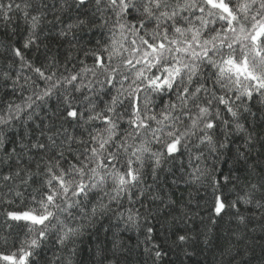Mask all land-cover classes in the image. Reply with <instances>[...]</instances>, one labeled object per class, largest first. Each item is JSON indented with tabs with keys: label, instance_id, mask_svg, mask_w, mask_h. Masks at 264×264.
Returning a JSON list of instances; mask_svg holds the SVG:
<instances>
[{
	"label": "trees",
	"instance_id": "trees-1",
	"mask_svg": "<svg viewBox=\"0 0 264 264\" xmlns=\"http://www.w3.org/2000/svg\"><path fill=\"white\" fill-rule=\"evenodd\" d=\"M226 2L237 4L243 0ZM15 3H19L22 9L25 4L30 5L27 9L30 16L38 13L42 16L34 33L21 10L11 12V18L7 20L0 16V116L7 115L10 103L23 106L28 96L35 99L34 93L46 87L45 81L27 66L29 63L33 67H41L46 75L54 71L57 77L81 72L82 81L77 83L83 86L81 91L75 92L72 86L61 85L46 102L36 101L31 109H25L20 114L19 119L0 124V139L4 141L3 147H0V253L19 257L23 254L22 249L31 251L27 264H264V208L256 207L257 201L264 195V188L252 189V185L264 183V97H258L255 92L251 100L241 98L243 106L239 109V123L243 125V131L236 129L230 114L222 105L219 106L221 118L213 116L216 127L210 130L216 151L206 144L196 146L199 144L197 137L203 135L198 132L197 137L188 138L186 150L181 148L172 156L163 158L155 172L152 162L146 159L142 182L132 188L131 199L122 194L118 203H109L108 197L101 200L103 194L93 191L80 207L69 210L71 215L50 208L54 218L45 221L49 225L45 238L40 241L39 247L29 248L31 240L38 239V230L44 226L13 220L8 213L42 210L38 201L43 199L47 189L44 187L46 177L43 168L40 175L32 176L27 183L23 179L24 172L20 177L14 176L17 168L35 172L36 161L40 159L35 150L28 151L21 148V144L46 143L49 135H55L57 143L69 136L88 139L85 129L99 127V123L94 121L81 127L62 120L63 95L70 93L73 106H78L80 110L95 103L93 111L100 112L111 96L116 95L119 85L109 87L105 81L106 74L99 68H96L95 75L91 71L82 72L85 68H95L93 52L105 59L107 57L102 47L109 43L111 33L108 28L114 19L111 13L105 14L109 17V24L102 28L90 26V30L73 29L62 35V31H67V26L78 19L87 17L99 25L100 13L92 5L87 9L80 8L74 0H15ZM222 23L216 20L214 27L219 29ZM212 31L213 25H209L204 35L208 36ZM30 34L35 43L24 48ZM115 39L119 41L122 38L117 34ZM17 48L24 57L23 61L14 53ZM127 55L124 53V56ZM119 61V57L114 58L112 65L119 66L121 72L130 77L124 83L127 88L131 83V73L126 72ZM5 74L13 78L19 75L20 84L25 86L20 88L17 85L14 91L11 82L4 79ZM25 77L30 79L25 81ZM141 86V101L147 96L149 107L159 112L161 98ZM244 86L251 87V84L244 82ZM237 94L235 88L228 93L230 97ZM84 97H90V100ZM171 100L175 101L174 95ZM164 101L168 102L167 96ZM127 106L125 101L117 108L118 112L123 111L121 135L129 128V113L124 110ZM196 111L192 108L193 114ZM87 115L85 111V117ZM223 120L230 123L225 125ZM188 123L189 120L184 118L181 130ZM221 143L225 147H220ZM153 147L161 146L154 144ZM13 148L17 151L20 164L15 157L4 162L7 160L5 153ZM72 148L80 150L82 146L73 141ZM196 156L200 158L197 160ZM29 157L33 159L30 161ZM124 160L125 157L121 156V164ZM197 166L199 179H194L192 173ZM9 174H13L14 178L4 180L3 177ZM253 191L252 203H244L241 198ZM216 197L226 205L220 215L214 212ZM101 203L108 205L107 211H101ZM233 203L235 207H231ZM93 207L97 209L95 215L91 212ZM130 215L132 220L128 219ZM58 221L80 228L79 235L65 246L58 242L64 231ZM148 228H152L151 233ZM180 235L187 236V241H179ZM156 251L161 252L159 258L155 255ZM0 264L6 262L0 260Z\"/></svg>",
	"mask_w": 264,
	"mask_h": 264
},
{
	"label": "snow or ice",
	"instance_id": "snow-or-ice-1",
	"mask_svg": "<svg viewBox=\"0 0 264 264\" xmlns=\"http://www.w3.org/2000/svg\"><path fill=\"white\" fill-rule=\"evenodd\" d=\"M74 2L84 9L89 5L94 6L96 12L100 13L98 19L101 23L97 25L94 20L87 17L78 19L74 24L70 23L67 31H62V35H67L73 29L90 30V26L102 28L109 24L106 13H111L114 17L108 28L111 33L109 43L102 47V51L107 54L106 59L93 52L95 68H85L82 72L91 71L95 75L96 68H99L106 74L105 81L109 87L116 84L119 87H116V95L111 96L100 112L93 111L95 103L80 110L78 106H73L70 93L66 92L63 95L64 107L60 116L62 120L81 127L94 121L99 123V127L85 129L88 139L82 136H69L61 143H57L55 135H49L46 143L37 141L31 146L21 144V148L35 150L40 159L36 161L35 172L17 168L14 176L20 177L21 172H24L23 179L27 183L32 176L40 175V169L43 168L46 177L44 187L47 189L43 199L38 201L42 210L33 209L31 212L20 214L8 213L13 220H25L34 225L44 226L38 230V239L31 240L29 248L39 247L40 241L45 238L49 227L45 221H49L50 217L54 218V212L49 210L50 208L71 215L69 210L80 207L93 191L103 194L101 200L105 196L108 197L109 203L113 201L118 203L122 194L131 199L132 188L142 182L146 159L152 162L155 172L163 158L172 156L181 148L186 150L188 138L197 137L198 132L203 135L197 137L199 144L196 146L206 144L212 151H216L210 130L216 127L213 116L216 119L221 118L219 106L222 105L230 114L236 129L243 131V125L239 123V109L243 106L241 98L251 100L254 92L258 97H264V0H243L237 4L227 3L226 0H74ZM29 7L30 5L25 4L22 9L15 0H9L7 3L0 0V16L7 20L11 18V12L21 10L34 33L40 24L42 14L30 16L27 10ZM213 17L215 19H210ZM216 20L224 22L219 29L214 27ZM209 25H213V31L205 36ZM117 34L122 38L119 41L115 39ZM34 43L30 34L23 46L28 48ZM14 53L21 61L24 60L19 48L14 49ZM124 53L128 55L124 56ZM116 57L120 58L119 64L124 70L131 73V83L127 88L124 83L130 77L121 72L119 66L112 65ZM27 66L33 68L39 78L45 81L46 87L41 92L34 93L35 99L28 96L23 106L10 103L7 115L0 116V124H9L12 119H19L20 114L25 109H31L36 101L46 102L61 85L72 86L75 92L81 91L83 85L77 83L78 80L82 81L81 72L57 77L54 71L46 75L41 67H33L30 63ZM117 73L120 75L119 81ZM4 79L11 82L14 91L17 85L20 88L25 86L20 84L19 75L13 78L5 74ZM28 79L30 78L25 77V81ZM138 81L140 83H137ZM244 82L250 83L251 87L244 86ZM141 85L161 98L162 108L159 112L149 107L150 101L147 96L141 101L139 95L143 91ZM233 88L238 94L230 97L228 93L232 92ZM173 95L174 102L171 100ZM165 96L168 97V102L164 101ZM84 99L90 100V97ZM125 101L128 102L124 110L129 113L127 119L129 128L121 135L120 122L123 120V111L118 112L117 108L123 106ZM237 101L240 102L239 105L236 104ZM192 108L197 109L195 114L192 113ZM85 111L88 112L87 117ZM184 118L188 119L189 123L181 130L180 125L184 124ZM222 123L227 125L230 121L223 120ZM73 141L82 148L73 150ZM3 144V139H0V147H3ZM154 144L161 147L154 148ZM220 147L225 145L221 143ZM5 156L7 157L5 163L14 157L17 164L21 163L15 148L6 152ZM121 156L125 157L123 164ZM199 158L195 157L197 160ZM32 159L33 157H29L30 161ZM197 172L198 166L193 169L194 179H199ZM14 176L5 175L3 179L12 180ZM258 188H264V183L259 186L252 185L253 190ZM253 195L254 191L246 193L241 199L244 203L251 204ZM99 207L101 211L108 210L107 204L101 203ZM225 207V203L216 197L215 214L220 215ZM231 207H235V203ZM256 207L264 208V195L257 201ZM96 211V207L91 210L93 215ZM128 219L132 220L133 217L130 215ZM243 219L241 217V221ZM58 223L64 229L63 235L58 237L61 246H65L79 235V227L64 225L62 221ZM147 231L151 233L152 228H148ZM178 239L186 242L188 237L180 235ZM21 251L23 254L19 257L15 254L0 253V260L6 264H27V258L32 253L23 249ZM155 255L159 258L161 252L156 251Z\"/></svg>",
	"mask_w": 264,
	"mask_h": 264
},
{
	"label": "rangeland",
	"instance_id": "rangeland-1",
	"mask_svg": "<svg viewBox=\"0 0 264 264\" xmlns=\"http://www.w3.org/2000/svg\"><path fill=\"white\" fill-rule=\"evenodd\" d=\"M25 221V220H24ZM28 222H30V221H28Z\"/></svg>",
	"mask_w": 264,
	"mask_h": 264
}]
</instances>
